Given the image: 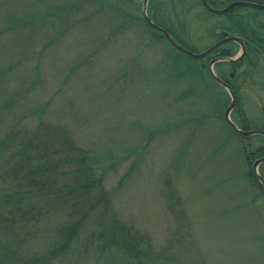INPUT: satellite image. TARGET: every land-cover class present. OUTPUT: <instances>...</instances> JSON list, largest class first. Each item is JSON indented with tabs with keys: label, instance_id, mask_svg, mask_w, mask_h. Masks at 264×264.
Here are the masks:
<instances>
[{
	"label": "rangeland",
	"instance_id": "rangeland-1",
	"mask_svg": "<svg viewBox=\"0 0 264 264\" xmlns=\"http://www.w3.org/2000/svg\"><path fill=\"white\" fill-rule=\"evenodd\" d=\"M126 1L0 0L1 139L39 122L65 128L107 171L105 187L120 221L151 238L156 252L178 223L163 198L169 182L183 202L197 264H264V196L248 185L242 153V146L249 154L263 148L264 140L244 144L224 125L229 92L213 88L207 76L218 57L196 62L207 71L202 81L191 73L179 79L193 64L177 62L179 54L144 28V0H133L135 7ZM234 1L245 0L217 2ZM112 4L122 6L127 19L138 18L127 33L116 34ZM151 6L149 18L167 25L162 17H176L184 25L176 33L197 54L217 44L214 31L220 35L230 26L225 15L207 14L200 0H152ZM237 11L264 30V14ZM250 59L255 68L248 77L239 76L250 69L247 61L236 74L230 66L214 72L234 83L240 113L261 131L264 58ZM204 112L215 117L207 125ZM234 119L239 123L238 113ZM28 240L27 250L44 246Z\"/></svg>",
	"mask_w": 264,
	"mask_h": 264
},
{
	"label": "trees",
	"instance_id": "trees-1",
	"mask_svg": "<svg viewBox=\"0 0 264 264\" xmlns=\"http://www.w3.org/2000/svg\"><path fill=\"white\" fill-rule=\"evenodd\" d=\"M217 1L208 0L214 9H223L229 5L224 6L225 4ZM245 1L264 5V0ZM126 2L136 6L133 0ZM172 6L176 15V5ZM109 8L114 15L115 27H118L116 34L127 33L133 24L138 23L137 17L127 19V12L122 6L112 4ZM149 8L151 13V4ZM238 9L224 16L229 20L230 26L221 31L244 40L248 50L246 58L235 64H218L217 67L221 69V66H230L236 74L247 61L250 69L239 76L248 77L255 68L251 55L264 58V30L259 26H251L246 16L237 13ZM162 18L167 25L156 15L151 16V20L167 31L180 46L195 53L176 33L177 27L184 30V25H178L176 17ZM141 23H144V28L148 29L154 39H160L169 45L145 21ZM215 33L217 31H214V35L218 41L223 39ZM169 47L179 54L177 62L185 59L193 64L187 73H182L178 78L183 79V75L191 73L193 79L202 81L204 72L207 71L198 67L196 61L170 45ZM236 49V45L228 44L219 48L212 56L233 58L236 56ZM223 73L224 70L221 78ZM207 76L210 77L209 73ZM211 81L213 88H217V84L212 79ZM227 84L238 103L232 114L233 121L242 131H256L257 127H252L245 115L240 113L243 110L239 91L231 81ZM189 94L190 92L188 97ZM179 100L185 99L182 97ZM226 105L225 103L223 107ZM216 107L218 110L221 108L218 105ZM207 113V116L206 112L202 115L206 116V125L215 118H210V112ZM235 113L239 115V123L234 119ZM212 114L215 115V112ZM224 125L244 144L249 143L226 123ZM260 130L264 132V128ZM249 151V147L242 146L245 163L250 167L247 174L248 185L264 196V189L253 172V162L264 157V147L250 154ZM263 167L264 165L260 170ZM106 173L95 156L80 147L65 128L39 122L33 129L15 128L2 139L0 137V264H197L194 258L195 241L186 220L183 202L171 184L166 183L167 190L163 198L168 211L178 222L177 228L165 246L156 252L151 238L120 221L113 207L112 195L105 187ZM260 174L264 180V172L261 171ZM122 186L123 181H120L117 189ZM2 237H5V241ZM28 239L42 240L44 246L41 249L31 247L32 250H27L30 246Z\"/></svg>",
	"mask_w": 264,
	"mask_h": 264
},
{
	"label": "water",
	"instance_id": "water-1",
	"mask_svg": "<svg viewBox=\"0 0 264 264\" xmlns=\"http://www.w3.org/2000/svg\"><path fill=\"white\" fill-rule=\"evenodd\" d=\"M151 0H144L143 3V11H142V15L143 18L145 19L146 23L148 24V26L153 29L154 31H156L157 33H159L160 35H162L167 41L168 43L177 51H179L182 54L187 55L188 57H190L191 59L195 60V61H201L203 59H205L206 57L210 56L213 52H215L218 48H220L223 45L226 44H230V43H235L238 44L241 49H242V55H240L239 57L235 58V59H230V58H218L213 60L209 67V74L212 77V79L221 87L225 88L228 92L229 95L231 97V105L228 107V109L225 111L224 114V119L226 124L233 129L240 137L246 139L247 141L251 140L252 137H256V136H261L264 138V132L263 131H250V132H245L242 131L241 129H239L237 127V125L232 121L231 119V115L232 112L237 108V100L235 95L233 94L232 90L230 89V87L224 83L222 80H220L214 73L213 71V66L217 63H230V64H235L239 61H241L245 55H246V45L244 43V41L240 38L237 37H228L227 34H223V37H225L226 39L219 42L218 44H216L215 46L211 47L209 50H207L204 53L201 54H193L191 53L189 50L185 49L184 47L180 46L179 44H177L172 37L169 35V33H167L166 31H164L163 29H161L160 27L156 26L153 22H151L150 18L147 15V11H148V6ZM203 6L205 7V9L216 16H223L227 13H229L230 11L234 10L235 8H249V9H253L256 11H264V5H258L255 3H250V2H233L231 4H229L226 8L221 9V10H217V9H213L207 0H201ZM264 164V157L262 159H259L257 161L254 162L253 164V172L254 175L256 177V180L262 185L263 189H264V180L262 179L259 169L261 167V165Z\"/></svg>",
	"mask_w": 264,
	"mask_h": 264
},
{
	"label": "bare ground",
	"instance_id": "bare-ground-1",
	"mask_svg": "<svg viewBox=\"0 0 264 264\" xmlns=\"http://www.w3.org/2000/svg\"><path fill=\"white\" fill-rule=\"evenodd\" d=\"M225 114V113H224Z\"/></svg>",
	"mask_w": 264,
	"mask_h": 264
}]
</instances>
